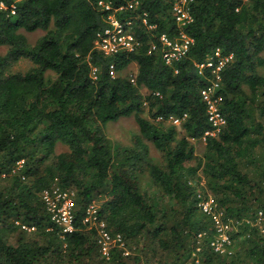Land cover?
Listing matches in <instances>:
<instances>
[{
	"label": "trees",
	"instance_id": "16d2710c",
	"mask_svg": "<svg viewBox=\"0 0 264 264\" xmlns=\"http://www.w3.org/2000/svg\"><path fill=\"white\" fill-rule=\"evenodd\" d=\"M97 1L0 0V46L7 48L0 56V264H264V216L261 226L243 221L264 215V75L256 70L264 67V0H194L183 29L193 41L170 65L159 51L147 53L155 36L178 32L169 0H140L136 11L154 27L136 20L138 50L113 56L94 48L105 26ZM38 29L44 34L30 44L22 31ZM216 48L231 55L217 90L226 123L205 135L212 127L200 90L210 74L196 64ZM21 58L33 66L6 71ZM171 115L183 117L179 125L167 121ZM129 116L139 135L113 148L104 125ZM202 137L197 155L191 140ZM57 143L65 150L56 153ZM55 179L76 191L69 232L50 220L41 199ZM198 192L224 218L241 221L228 231L230 252L210 246L215 231ZM91 200H101L106 228L140 253L101 257L94 229L82 222Z\"/></svg>",
	"mask_w": 264,
	"mask_h": 264
},
{
	"label": "built area",
	"instance_id": "2783aa9c",
	"mask_svg": "<svg viewBox=\"0 0 264 264\" xmlns=\"http://www.w3.org/2000/svg\"><path fill=\"white\" fill-rule=\"evenodd\" d=\"M170 13L178 28V32L174 36L167 33H161L155 36V40L148 42L147 53L160 52L161 58L165 64L170 65L174 61L181 59L187 54L192 43V38L184 32V27L192 21L191 3L194 0H169ZM140 0H127L125 5L113 6L111 2L98 0L97 4L105 12V26L98 30L95 34L94 48L104 56H113L120 53L136 52L141 45L140 39L135 35L136 20L140 18L144 25H147V13L145 11L137 12ZM124 9H129L131 14L123 13ZM120 15H126L119 18ZM154 25H147L151 29ZM231 59V55L223 56L220 49L216 48L209 53L204 61L197 63L198 72L203 74L208 69L210 74L209 84L200 90L202 101L206 105L207 119L211 124L212 130L205 131V135L217 134L226 123L225 115L220 110L221 95L217 90L221 84L220 72ZM97 68L92 67L93 77ZM108 75L114 78L118 75L115 69L114 62H111L108 67ZM131 81L134 83V79ZM145 104V102H144ZM161 117H158L160 120ZM183 117L169 116L168 122L174 125H179ZM204 140V137H202ZM202 184V182L200 183ZM71 191L63 188L60 185H51L48 189H43L41 199L45 209L49 214L50 220L58 226L62 232L73 230L75 219V201L71 199ZM200 201L198 206L202 213L211 218L212 225L215 231L214 238L210 242V246L215 252L224 253L228 251L231 245V239L228 231L234 224H239L241 221L224 218L223 213L216 208V204L211 199V196H203L198 192ZM99 206L94 202H89L85 206L82 222L87 225V228H93L95 231V241L98 252L105 260L109 259L112 253L116 250L121 251L123 255H128L126 241L121 233L110 232L105 225V222L98 215ZM263 213L259 210L255 220L244 219L250 225H260L263 218ZM22 228H26L22 225ZM264 231V229H262Z\"/></svg>",
	"mask_w": 264,
	"mask_h": 264
},
{
	"label": "rangeland",
	"instance_id": "374dc122",
	"mask_svg": "<svg viewBox=\"0 0 264 264\" xmlns=\"http://www.w3.org/2000/svg\"><path fill=\"white\" fill-rule=\"evenodd\" d=\"M28 41L30 42V44H33L39 37H41L44 34V31L38 29L34 32H26V31H22ZM7 48L0 46V56L4 55L6 52ZM33 65L32 63L25 58H21L18 61H16L15 63L11 64L6 71L7 72H17V71H26L29 68H31ZM132 70H135V64L129 65L124 71L123 73H128ZM257 72L261 75H264V67L262 66H258L256 68ZM49 73V72H47ZM143 92H146L145 89H142ZM143 107H144V114L143 116H146V109H147V104L143 103ZM178 127V126H177ZM179 129V127H178ZM104 131L105 134L107 135V137L109 138V141L112 145L113 148H121V147H127L130 145H133V137L135 135H139V129L137 124L134 121V118L132 116L129 117H121L116 121H108L105 125H104ZM192 144L194 145L195 148V154L200 155L203 151V147H204V140L203 138H199V139H192L191 140ZM148 145H150V142L148 141ZM150 149V155L153 156L154 158L158 160H160V153L152 146H149ZM65 150V146L57 143L55 146V152L59 153L61 151ZM22 161L19 162L18 166L20 167ZM192 163H194V161H192ZM56 180V179H55ZM203 183V180H202ZM60 185L57 180L54 181V183H51V185ZM145 187L147 189H149V184L147 181H145ZM69 191H71V199H74L75 201V210L77 209V204H76V191L72 188H67ZM94 202V204H96V206H99L100 209V203L101 200H91L89 201ZM88 202V203H89ZM19 223V222H17ZM9 239L11 242L15 241V234L13 235H8ZM127 250L129 251L130 254H134V253H140V247H138L139 249H137V245L135 244V242L130 241L129 244H127ZM234 251V249H233ZM87 264H92V263H87ZM94 264H99V263H94Z\"/></svg>",
	"mask_w": 264,
	"mask_h": 264
}]
</instances>
